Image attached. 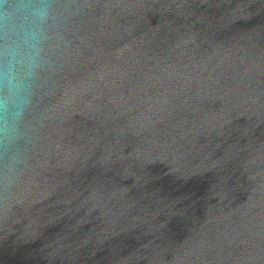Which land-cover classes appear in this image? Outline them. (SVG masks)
<instances>
[{"label":"water","instance_id":"95a60500","mask_svg":"<svg viewBox=\"0 0 264 264\" xmlns=\"http://www.w3.org/2000/svg\"><path fill=\"white\" fill-rule=\"evenodd\" d=\"M0 264H264V0H0Z\"/></svg>","mask_w":264,"mask_h":264},{"label":"clouds","instance_id":"9594fccd","mask_svg":"<svg viewBox=\"0 0 264 264\" xmlns=\"http://www.w3.org/2000/svg\"><path fill=\"white\" fill-rule=\"evenodd\" d=\"M36 15L37 16H39V17H43V11H42V9H37L36 10ZM34 39H35V37L33 36V35H31V34H28V33H26L25 34V42L27 43V42H32V41H34ZM11 71H13V69H11L10 68V73H11ZM8 82H9V85L10 86H15V78H14V76H12V75H10L9 76V79H8Z\"/></svg>","mask_w":264,"mask_h":264}]
</instances>
